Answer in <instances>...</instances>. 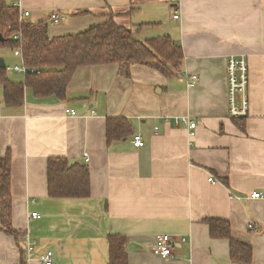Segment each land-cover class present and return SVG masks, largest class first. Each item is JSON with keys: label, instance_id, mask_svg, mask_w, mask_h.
Returning <instances> with one entry per match:
<instances>
[{"label": "crops", "instance_id": "1", "mask_svg": "<svg viewBox=\"0 0 264 264\" xmlns=\"http://www.w3.org/2000/svg\"><path fill=\"white\" fill-rule=\"evenodd\" d=\"M6 1L29 11V21H49L51 37L109 18L142 41L169 35L184 61L172 77L144 64H133L130 77L115 63L82 66L64 101L26 88L23 105L7 106L0 85V157L12 155L20 232L6 233L0 219V264H42L48 249L56 264H109L112 233L127 237L129 264H239L206 218L228 220L232 237L252 247L250 264H264V0H180L179 19L170 0ZM231 55L249 62L250 108L241 119L229 113ZM110 116L126 117L132 133L108 140ZM182 116L197 122L193 134L177 124ZM136 134L145 146L134 145ZM52 157L89 167L88 197L49 196ZM157 234L173 236V257L152 252ZM25 236L36 244L28 263Z\"/></svg>", "mask_w": 264, "mask_h": 264}, {"label": "trees", "instance_id": "2", "mask_svg": "<svg viewBox=\"0 0 264 264\" xmlns=\"http://www.w3.org/2000/svg\"><path fill=\"white\" fill-rule=\"evenodd\" d=\"M87 10L81 13H86ZM49 21L20 20V9L0 0V33L4 41L0 47L21 48L22 60L29 72L23 81L12 80L8 71L0 67V85L7 106H21L25 90L30 88L37 98L67 99L68 85L78 70L86 65L118 64L119 74L130 77L133 64H144L168 77L181 68L184 61L182 45L169 35L139 40L134 32L118 24L113 18L78 32L51 37ZM17 33L21 38L14 39ZM242 117H240L241 119ZM132 133V124L123 116L107 117L108 140L121 139ZM48 193L51 197H88L91 193L90 170L87 165L74 163L66 157H52L47 166ZM12 155L8 151L0 157V219L2 229L18 237L12 216ZM213 238L230 240L231 260L250 264L251 246L232 237L233 227L228 220L206 218ZM109 264H129L127 237L120 233L108 235Z\"/></svg>", "mask_w": 264, "mask_h": 264}, {"label": "built area", "instance_id": "3", "mask_svg": "<svg viewBox=\"0 0 264 264\" xmlns=\"http://www.w3.org/2000/svg\"><path fill=\"white\" fill-rule=\"evenodd\" d=\"M174 10V19H179L180 15V0H170ZM15 7L19 8L20 4L16 3ZM30 15L29 11H20V20L26 19ZM61 16L57 13L51 15V20L54 23L61 22ZM14 39H20L21 34L17 33L13 36ZM14 54L22 59L23 53L21 48H16ZM7 71H17L23 74L26 73V67L23 63L14 66H6ZM227 74H228V85H229V113L234 117H242L248 114L250 108V98H249V84H250V72H249V62L246 56L231 55L227 62ZM198 80L196 75L190 77V85H194ZM177 124H182L187 126L192 134L193 130L197 127V122L192 120L189 116H182L176 120ZM134 145L136 147L145 146V139L141 134L134 135L133 138ZM88 160V159H87ZM209 180L215 183L217 180L210 176ZM263 193L255 192L253 197H261ZM32 218L40 217L37 212L31 214ZM27 242V252H26V263L32 260L33 254L36 251L35 242L31 241L29 236H25ZM186 238L183 237L182 241ZM174 238L170 234H157L152 246V252L161 257H173L172 247L174 244ZM42 264H56L54 261V252L50 249L44 251L39 258Z\"/></svg>", "mask_w": 264, "mask_h": 264}, {"label": "rangeland", "instance_id": "4", "mask_svg": "<svg viewBox=\"0 0 264 264\" xmlns=\"http://www.w3.org/2000/svg\"><path fill=\"white\" fill-rule=\"evenodd\" d=\"M0 58L5 59L7 65L10 66H14L15 64L19 65L20 63L19 58L14 55L13 50H11L10 48L0 47ZM8 74L10 77L17 79L21 78L23 73L17 71H9Z\"/></svg>", "mask_w": 264, "mask_h": 264}, {"label": "water", "instance_id": "5", "mask_svg": "<svg viewBox=\"0 0 264 264\" xmlns=\"http://www.w3.org/2000/svg\"><path fill=\"white\" fill-rule=\"evenodd\" d=\"M4 36L2 35V33H0V41H4ZM0 67L2 68H5L6 67V64L4 62V60L2 59L1 62H0ZM26 72H29V69H26ZM73 160L70 161V164H73Z\"/></svg>", "mask_w": 264, "mask_h": 264}]
</instances>
